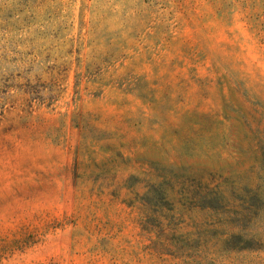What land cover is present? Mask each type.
<instances>
[{"label": "rangeland", "instance_id": "obj_1", "mask_svg": "<svg viewBox=\"0 0 264 264\" xmlns=\"http://www.w3.org/2000/svg\"><path fill=\"white\" fill-rule=\"evenodd\" d=\"M0 264H264V0H0Z\"/></svg>", "mask_w": 264, "mask_h": 264}]
</instances>
